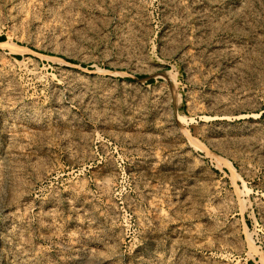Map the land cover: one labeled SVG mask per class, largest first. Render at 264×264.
Here are the masks:
<instances>
[{"label": "rangeland", "instance_id": "374dc122", "mask_svg": "<svg viewBox=\"0 0 264 264\" xmlns=\"http://www.w3.org/2000/svg\"><path fill=\"white\" fill-rule=\"evenodd\" d=\"M18 251L264 264V0H0V264Z\"/></svg>", "mask_w": 264, "mask_h": 264}, {"label": "bare ground", "instance_id": "6f19581e", "mask_svg": "<svg viewBox=\"0 0 264 264\" xmlns=\"http://www.w3.org/2000/svg\"><path fill=\"white\" fill-rule=\"evenodd\" d=\"M31 71L33 72V73H36V71H35V68L33 67V68H31ZM13 230V229H12ZM14 231V230H13ZM18 233V231H16V234ZM18 235H20V233L18 234ZM18 239H19V237H17ZM18 259L17 260H19V261H22V263H24V264H26V262H28L30 259H29V254L28 253H26L25 251H18Z\"/></svg>", "mask_w": 264, "mask_h": 264}]
</instances>
